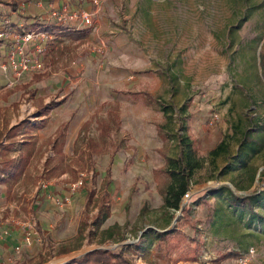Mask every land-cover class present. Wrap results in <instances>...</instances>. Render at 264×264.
<instances>
[{
    "label": "rangeland",
    "instance_id": "374dc122",
    "mask_svg": "<svg viewBox=\"0 0 264 264\" xmlns=\"http://www.w3.org/2000/svg\"><path fill=\"white\" fill-rule=\"evenodd\" d=\"M36 2L42 8L58 9L62 2L69 10H86L93 25H63L84 38L54 33L45 70L0 95L18 101L3 109L13 108L12 116L24 115L32 123L47 118L42 107L58 104L34 133L44 145L28 171L26 193L13 195L11 209L3 206L7 224L33 223L38 232L30 250L19 254L12 247L11 264H68L96 250L123 253L131 264H174L194 256L198 264H213L252 248L256 255L250 264H264V0H102L99 6L92 0H0V15L11 13L12 3L21 5L20 15L10 20L20 18L34 29L26 9ZM64 122V173L48 178L55 164L47 167L46 161L55 154L47 142ZM102 125L111 128L105 144ZM246 135L261 138L262 146L248 151L244 166L237 157ZM186 137L199 167L180 210L168 212L161 195L167 177L156 172L165 169L167 157H185ZM92 138L104 149L93 157ZM221 144L223 150L213 154ZM81 178L84 184L69 205L57 206L49 197L62 198ZM43 182L51 188L41 213L31 202ZM233 197H252L255 214L235 209ZM103 200L111 217L101 230L119 225L123 241L100 245L91 237ZM173 228L183 241L171 254L169 241L143 237ZM63 246L79 248L58 257Z\"/></svg>",
    "mask_w": 264,
    "mask_h": 264
},
{
    "label": "trees",
    "instance_id": "16d2710c",
    "mask_svg": "<svg viewBox=\"0 0 264 264\" xmlns=\"http://www.w3.org/2000/svg\"><path fill=\"white\" fill-rule=\"evenodd\" d=\"M12 11H19L20 5L12 3ZM64 7V6H62ZM61 8V7H60ZM0 30H7L12 33H24L28 31H39L46 34H49L54 37V33L61 34L66 37H71L73 40H79L84 38L80 32L77 33L75 29H71L69 27H64L62 24L56 21V23L50 25H42L41 23H33L34 26L32 28L21 26L17 27L15 24H11L6 18H0ZM16 26V27H15ZM55 38V37H54ZM1 41V40H0ZM4 42V41H1ZM36 81H40L42 76H37ZM35 95V93H34ZM41 104H39L40 107ZM38 106V105H37ZM58 104H54L53 102L50 105H46L41 109L42 117L47 116L46 119L41 121L40 123H32L29 120H24L19 123L17 126L12 127L7 130V144H2L0 142V185H6L8 194L10 195L14 188L19 184L23 177H25L32 161L34 158L42 151L43 145H38V139L33 135L38 130L44 128L46 126V121L48 120V115L51 112L52 107H56ZM67 128L68 124H63L56 132L55 137L52 141L48 142L54 151L55 158L48 159L46 161L47 167H50L52 164H55L52 173L48 175V178L51 176H55V172L59 170L58 176L63 174L64 171L60 170L62 163L66 158V154L64 152L66 142H67ZM89 129V123L85 124L81 134L78 136L75 142V151H78L81 135L83 132ZM101 140L105 144L107 141V137L110 134L111 128L108 125L101 126ZM162 132L161 136L164 139L165 134ZM23 137V142H18V137ZM4 134L0 133V138H3ZM1 140V139H0ZM184 144L186 147L185 157L181 158H166L165 169L157 170V175L164 174L167 179L163 185V182H160V186L163 185L162 189V197H163V206L162 208L165 211H178L181 208V204L183 198L188 193L189 190V182L190 179L196 169L199 167V163L196 157V152L192 146V142L188 137L184 138ZM89 149L90 155L93 157L95 154H101L104 152L103 147L100 146L99 141L96 139L89 140ZM262 146V139L259 137H253L246 135L241 146L239 155L237 157L241 163L246 166V158L248 155V151H252L254 153L258 152L257 147ZM223 150V144L219 145L215 150L212 151L213 154H217L219 151ZM14 153L18 154L17 159H13L12 155ZM50 172V171H49ZM109 184V182H108ZM43 193V190L40 188L38 191V196ZM91 198V197H90ZM261 199L262 197H257ZM232 206L235 209H241L242 211L250 210V213H254L253 207L251 208L252 197L247 198L245 201H241L237 197H233L230 200ZM250 208V209H249ZM146 208H143L142 214H146ZM255 214V213H254ZM111 217V209L110 206L106 205V201H102V207L99 210L97 217L93 221V226L95 227V233L91 234V237L94 239H98L99 244L103 245L109 240L113 241H123L124 235L122 233L123 228L119 225H114L111 228L106 230H101L102 226L106 223V221ZM157 236L158 241L164 242L169 241L168 251L174 253L180 247L183 241L181 233H179L178 228H173L170 231L156 233L150 231L149 234H145L143 237ZM79 248V246H78ZM78 248H74L71 246H63L57 251V255H65L70 254L74 250ZM131 248V247H129ZM130 250V249H129ZM241 254L232 251L229 254L216 259L213 264H223L224 261L233 258L236 260ZM179 261H190L197 262L198 257H185L178 258L175 262ZM68 264H131L130 259L126 258L123 253H112L108 250H96L88 255H85L79 260L72 261Z\"/></svg>",
    "mask_w": 264,
    "mask_h": 264
},
{
    "label": "crops",
    "instance_id": "0c3cea01",
    "mask_svg": "<svg viewBox=\"0 0 264 264\" xmlns=\"http://www.w3.org/2000/svg\"><path fill=\"white\" fill-rule=\"evenodd\" d=\"M49 6L50 7L42 8V4L38 3V2H36L35 4H31V3L28 4V7L26 9V13H27V15L29 17L28 22H35V23H38V24L41 23L42 25H50V24H52V23L49 22L50 18L47 16L48 11H50L51 8H52L51 5H49ZM59 6L60 7L64 6V4H62V2H59ZM76 10H78V9H76ZM19 11H17V12H13L12 11L9 14L8 13H4L6 16L0 15V18H6L8 20V22L14 23L17 27L18 26L19 27L26 26L25 25L26 23L23 22V21H20V18L16 22L10 20L11 17L14 19L17 16L16 13L18 15H20ZM24 19L27 20V18H24ZM78 29H80V28H77V30ZM50 44H51V41H46L45 54L51 49ZM12 47H14V43L12 41H10L8 43L6 41H4V42L0 41V66H1V64L3 62L7 61V54L9 53V48L11 49ZM27 53H29V54L34 53L33 44H30V46L27 48ZM42 59L44 61L45 55H44V57ZM0 70H1V68H0ZM29 84H31V82ZM7 85H8V77L5 76L2 73L0 75V87H3V89L1 90L0 95L8 94V92L10 90L14 89V87L10 88ZM16 102H18V101H16L15 98H8L7 97V98H3V99L1 98L0 99V133L4 134V137L0 138L1 139L0 142L2 144H7V142H8L7 141V134H6L7 130L11 129L14 126H17L19 123L23 122L24 120H27L24 115L23 116H19V117L15 116V115L12 116L13 108L10 109V110L3 109V107H10V105H12L13 103H16ZM6 113H9V116H6ZM67 123L68 122H64L59 127H57L56 131H55V134H56L57 130L63 124H67ZM55 134L48 142H50V141H52L54 139ZM33 135L35 136L36 134H33ZM17 139H18V142H20V143L23 142V140H22L23 137L22 136L18 137ZM74 144H75V142H74ZM38 145H44V144L38 143ZM17 157H18L17 153H14L12 155L13 159H17ZM0 162H1V158H0ZM31 165H32V163H31ZM29 169H30V167H29ZM29 169H28V171H29ZM28 171H27L25 177L22 178V180L14 188V190L11 192L10 195L8 194V190H7L6 185H0V264H11L12 263V258H14L12 256V247L15 248L16 251H18L17 253H19V254L21 253L20 251H22V249L23 250L24 249L30 250V248H29L30 244H28L25 241V234H26V231H27V228H26L25 224L21 225V224H19L17 222H14V223H11L9 225V224H7L9 222V218H7L6 215H2L1 214L2 211L4 210L3 206H7L6 209L7 208L11 209L13 207L11 205V198L13 197V195L15 193L17 194V197H19V198H22V196L26 193L25 192V188H27V182H28V179H29V172ZM45 194L46 193L43 192V193L40 194V196H38V192H35L32 195L31 207L34 210L42 211L41 213H43L44 211L47 210V207L49 206V204H48L49 200L47 199V196ZM64 196H65V194H63L62 197H64ZM46 203H47L48 206L46 205ZM17 209H18V207H17ZM36 229L37 228L35 227V231H34L35 232V238L38 237V232H37ZM4 230H9L10 233H9L8 236L3 235ZM73 252H71V253H73ZM66 255H69V254L58 255V257H62V256H66ZM15 258H17V255L15 256ZM65 262H66V260H63L60 264H66ZM174 264H198V263L197 262H190V261H179V262H175Z\"/></svg>",
    "mask_w": 264,
    "mask_h": 264
},
{
    "label": "built area",
    "instance_id": "2783aa9c",
    "mask_svg": "<svg viewBox=\"0 0 264 264\" xmlns=\"http://www.w3.org/2000/svg\"><path fill=\"white\" fill-rule=\"evenodd\" d=\"M102 0H92L95 6H99ZM50 17L54 18L57 22L62 25L67 23L80 24L85 27H91L93 25L92 14L86 10H69L66 6L61 8H51ZM54 37L39 31H28L22 34L12 33L7 30H0V40L6 41L7 43L12 41L14 47L9 48V53L7 54V61L3 62L0 66L3 74L8 77V87L12 88L16 86L20 81L26 76L34 75L36 73L43 72L45 70V62L43 57L45 55V45L46 41L53 40ZM33 44L34 53H27V48ZM84 184L83 178L79 180L76 184L70 188L69 193L60 199L52 198L57 206L63 207L69 205L72 201V195L76 190H78ZM50 183H41L40 188L43 192L48 193L50 190ZM188 197V194L185 195ZM27 231L25 234V241L31 244L35 238V227L33 223L25 224ZM29 229V230H28ZM9 230H4L3 235L8 236ZM256 255V250L254 248L250 249L246 255H240L235 263L236 264H250L252 258Z\"/></svg>",
    "mask_w": 264,
    "mask_h": 264
}]
</instances>
